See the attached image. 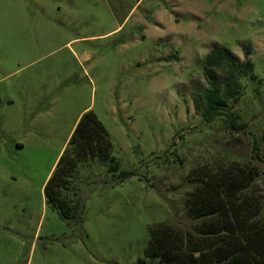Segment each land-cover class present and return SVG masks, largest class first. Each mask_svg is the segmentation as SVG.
<instances>
[{
    "label": "rangeland",
    "instance_id": "1",
    "mask_svg": "<svg viewBox=\"0 0 264 264\" xmlns=\"http://www.w3.org/2000/svg\"><path fill=\"white\" fill-rule=\"evenodd\" d=\"M215 48L250 74L206 67ZM209 81L239 84L230 132L191 99ZM92 110L120 171L93 161L75 177L82 208L63 220L44 186L77 118ZM264 156V0H0V264H139L149 227L187 226L202 168ZM156 262V261H155Z\"/></svg>",
    "mask_w": 264,
    "mask_h": 264
},
{
    "label": "trees",
    "instance_id": "2",
    "mask_svg": "<svg viewBox=\"0 0 264 264\" xmlns=\"http://www.w3.org/2000/svg\"><path fill=\"white\" fill-rule=\"evenodd\" d=\"M206 67L223 69L230 78L252 79L253 65L239 62L227 51L215 48L203 58ZM241 94L239 84L209 81L191 99L204 122L223 117L230 132L246 130L232 104ZM113 145L97 115L88 110L77 118L74 129L44 186L46 204L63 220L75 219L82 208L75 177L93 161L108 162L109 172H119L123 181L136 175L120 171L112 155ZM252 159L264 162L258 141H253ZM258 172L245 163L231 162L195 173L194 189L184 200L185 224L158 223L149 227L144 255L155 261L139 264H264V182L255 185Z\"/></svg>",
    "mask_w": 264,
    "mask_h": 264
},
{
    "label": "crops",
    "instance_id": "3",
    "mask_svg": "<svg viewBox=\"0 0 264 264\" xmlns=\"http://www.w3.org/2000/svg\"><path fill=\"white\" fill-rule=\"evenodd\" d=\"M79 117V116H78ZM59 156V155H58Z\"/></svg>",
    "mask_w": 264,
    "mask_h": 264
}]
</instances>
